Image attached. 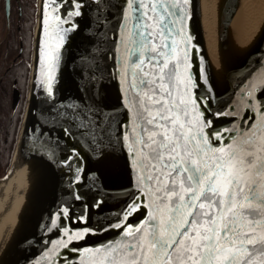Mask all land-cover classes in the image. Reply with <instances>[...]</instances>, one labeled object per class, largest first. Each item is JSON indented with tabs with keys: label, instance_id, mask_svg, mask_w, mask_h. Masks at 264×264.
Returning <instances> with one entry per match:
<instances>
[{
	"label": "snow or ice",
	"instance_id": "1",
	"mask_svg": "<svg viewBox=\"0 0 264 264\" xmlns=\"http://www.w3.org/2000/svg\"><path fill=\"white\" fill-rule=\"evenodd\" d=\"M191 2L122 0L113 5L121 20L115 40L104 32L111 13L89 17L88 27H98L86 37L92 47L79 58L81 95L64 102L57 99L56 69L65 35L79 30L76 18L83 20L86 9L94 5L103 12L101 5H107L44 0L37 82L47 97V120L33 137L34 148L63 167L72 199L83 209L77 215L69 204L54 214L49 230L62 233L51 249L56 256V248H64L77 253L79 264H264V57L240 77L224 109L211 113L230 116V124L239 127H213L205 113L217 98L214 90L207 88L203 96L192 92L198 85L189 62L192 36L185 30ZM51 30L59 40L54 48ZM113 74L121 85L119 106L106 102ZM197 79L208 83L203 70ZM241 111L248 115L242 118ZM117 148L124 152L130 183L116 222L100 231H116L119 239L83 249L80 260L74 241L96 230H74L69 221L87 223L89 211L101 213L108 202L99 195L100 170L85 168L84 153L103 165ZM81 188L96 190L91 205ZM141 210L142 219L133 224ZM44 257L51 258L47 252Z\"/></svg>",
	"mask_w": 264,
	"mask_h": 264
},
{
	"label": "water",
	"instance_id": "2",
	"mask_svg": "<svg viewBox=\"0 0 264 264\" xmlns=\"http://www.w3.org/2000/svg\"><path fill=\"white\" fill-rule=\"evenodd\" d=\"M234 2L235 0H218L219 39L222 46L229 50L230 57L226 72L221 71L211 51L209 34L202 14L201 0H192L189 7L190 20L185 29L192 36L191 46L188 48L189 62L192 65L191 73L198 85L192 89V92L194 96H203L207 94V88L210 87L214 90L217 98L212 104L211 112L205 113V115L212 120L213 127L217 129H224L230 126L239 127L238 124H230V116H213L211 113L224 109L225 103L232 98L233 92L237 90L240 77L248 71L249 66L256 67L257 61L264 57V12L260 16L253 33L240 46L235 38L236 32L231 27V14ZM105 3L107 6L105 4L101 5L103 12L97 10L94 5L91 9H86V16L83 20L76 18L80 25L79 30L70 31L65 35L64 45L60 49L61 62L56 69V77L59 81L57 99L61 101L71 102L73 98L81 95L77 86L78 81H80L78 69L82 65V61L79 58L85 57L87 55L86 50L92 47L86 37L95 35L98 27L96 23H92L89 28L88 18L91 17L93 20H98L102 17H107L111 13L112 19L106 20L104 32L112 40L116 38L114 30L121 22L120 8L113 5L121 4L122 0H105ZM43 6L44 0H38L27 103L15 153L19 145L24 150L34 146L33 137L40 136L39 127L42 122L47 120L44 113V109L47 107L44 101L47 97L44 87L37 82V61L38 59L42 60V57L38 55V50H43V41L41 39ZM61 11L63 12V9ZM63 27L66 28L68 25H63ZM51 34L52 40L50 43L54 48L55 44L59 43V40L55 30H51ZM107 63L111 65L113 61L109 60ZM201 70L208 77L207 84L197 79ZM80 82L82 83V81ZM120 87L121 85L113 74L112 78L107 81L106 90V102L110 106H119ZM116 110L121 113L124 111L120 107H116ZM247 115V111L240 112L242 118ZM257 119H259L258 113ZM223 143H227V141L225 140ZM69 144L71 145V142ZM84 154L86 157L84 161L85 168H98L100 170L99 181H97L99 195L108 202L101 213L90 210L87 223H72L69 221L71 229L91 228L96 230L94 234L86 235L83 240L74 241V246L81 250L79 252L80 260L85 257L83 249L102 247L108 241L119 239L116 231H100V229L109 222H116L122 209V191L130 183V169L124 161L122 149L117 148L115 150V158L105 162L103 165H98L87 159V152ZM14 156L5 176L12 169ZM35 178L37 186L33 190V197H28L21 203V208H19L17 218L12 226L13 229L5 238L3 244L0 245V264H66V259L73 261V264H79V261L75 259L77 253L64 248H56V251L60 253L59 256H56L55 252L51 251L52 248H55L57 238L62 236V233L56 230H49L50 222L55 220L54 214L61 207L69 204L76 209L77 215H80L83 211L80 202L72 199L69 186L70 177L65 174L63 167L56 163L55 160L50 162L46 158L37 155ZM89 187H91V184ZM80 191L84 193L87 202L91 205L92 199L96 195V190L89 191L86 188H81ZM142 216L143 210L133 219V224L142 219ZM17 219L18 222L16 221ZM46 241L52 243L49 244ZM46 252L51 257L50 259H45L44 254Z\"/></svg>",
	"mask_w": 264,
	"mask_h": 264
},
{
	"label": "bare ground",
	"instance_id": "3",
	"mask_svg": "<svg viewBox=\"0 0 264 264\" xmlns=\"http://www.w3.org/2000/svg\"><path fill=\"white\" fill-rule=\"evenodd\" d=\"M201 7L211 51L221 71L226 72L230 57L229 50L222 46L219 39L218 0H201ZM263 12L264 0H235L231 27L236 32L235 38L240 46L253 33ZM36 169L37 154L34 146L24 150L19 145L11 171L0 178V245L12 231L21 203L28 197H33V190L37 186ZM16 221L18 222V219Z\"/></svg>",
	"mask_w": 264,
	"mask_h": 264
},
{
	"label": "flooded vegetation",
	"instance_id": "4",
	"mask_svg": "<svg viewBox=\"0 0 264 264\" xmlns=\"http://www.w3.org/2000/svg\"><path fill=\"white\" fill-rule=\"evenodd\" d=\"M37 6L38 0H0V115L10 112L12 123L28 96Z\"/></svg>",
	"mask_w": 264,
	"mask_h": 264
},
{
	"label": "trees",
	"instance_id": "5",
	"mask_svg": "<svg viewBox=\"0 0 264 264\" xmlns=\"http://www.w3.org/2000/svg\"><path fill=\"white\" fill-rule=\"evenodd\" d=\"M28 78L29 68L27 69L26 86ZM26 103L27 100L24 98L20 106V112H16L17 115L13 123L9 119L10 112L5 113L4 118L0 115L4 120V123L0 124V176H3L11 165L25 114Z\"/></svg>",
	"mask_w": 264,
	"mask_h": 264
}]
</instances>
